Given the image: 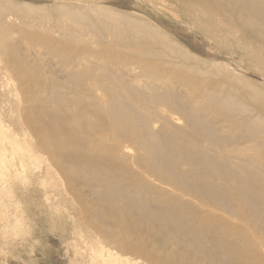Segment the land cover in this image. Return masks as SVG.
I'll return each instance as SVG.
<instances>
[{"label": "bare ground", "instance_id": "1", "mask_svg": "<svg viewBox=\"0 0 264 264\" xmlns=\"http://www.w3.org/2000/svg\"><path fill=\"white\" fill-rule=\"evenodd\" d=\"M155 2L172 20L185 23L212 43L216 63L207 64L198 55H211L197 46L194 52L198 54L191 52L167 28L141 14L99 7L90 11L52 8L59 15L54 28H43L40 14L48 13L45 7L0 0L1 60H8L6 54L13 51L15 21L29 22L45 34L57 32L59 42L46 38L45 43L63 63L66 79L59 89L73 95L69 100L51 94L45 100L35 98L42 109L27 128L41 120L43 126L36 130L39 147L59 150L110 200L109 205L115 202L132 211L138 222L158 220L181 236V243L201 249L208 240L203 243L204 237L196 232L194 210L217 202L221 214H237L251 225L264 250V109L255 106V101H261L264 107V89L242 74H255L264 84V0ZM88 34L97 50L88 48L93 40ZM7 70L17 73L10 67ZM121 75L143 86L130 85ZM197 77L215 78L216 91L202 88L197 92L196 88L194 92L191 86ZM179 86L193 92L182 97L175 90ZM78 98L88 102V109L64 111L55 117L51 104L66 108ZM16 105L11 102L2 114L16 132L0 124V179L16 164L23 175L26 168L42 164L36 154L38 146L25 138ZM176 121L183 125L176 126ZM129 149L136 153L130 156ZM181 196L190 200L184 202ZM221 216L216 220L223 224ZM94 231L105 246L93 252V264L169 262L149 250V240L130 234L120 224L94 227ZM240 236L251 243L245 233Z\"/></svg>", "mask_w": 264, "mask_h": 264}, {"label": "rangeland", "instance_id": "2", "mask_svg": "<svg viewBox=\"0 0 264 264\" xmlns=\"http://www.w3.org/2000/svg\"><path fill=\"white\" fill-rule=\"evenodd\" d=\"M9 1L18 5L45 7L48 13L40 14V17L42 16L40 22L43 23V28H54L53 21L59 15L56 16V13L54 14L51 10L52 8L62 10L67 7L90 11L99 7L115 12L142 15L167 28L191 52L198 54L194 52V47L197 46L205 54L211 55L210 57L198 55L207 64L216 63L212 58V54H215L212 43H209L197 31L190 29L185 23L181 24L172 20L170 15L159 6V3L155 2L156 0ZM154 4H157V7ZM44 16H47L46 21L48 23H45ZM93 20L95 21L97 18ZM14 23L15 26L12 27L13 51L6 54L8 60L4 58L1 60L0 58V124L16 132L12 122L2 115L9 109V104L15 102L21 123L25 128V138L33 147L37 148L38 146L36 154L42 160V164L39 168H26L27 172L25 171L24 175L21 173V167L16 164L8 171L5 179H0V264H93V252L98 251L100 246H105L102 236L94 231V227L103 226V228H107V224L111 223L113 225L120 224L130 234L149 240L152 246L149 250L152 249L155 255L168 258V264H264V250H262L261 240L254 234L251 225L239 220L237 214L236 216L221 214L219 212L221 204L215 202L214 204H203L198 208L195 207L197 210H194V215H198V217L194 216L193 222L198 235H201L202 239L204 237L203 243L208 240L204 243L205 247L203 245V248L200 249L191 243L183 244L181 243V236L172 229L165 227L160 221L151 218L142 224L134 218L132 211L123 209V206H120V209L119 204L115 202L109 205L110 200L102 196L99 189L85 174L71 166L70 161L65 159L59 150H42L39 147L41 140L36 136V133L43 126L42 121L35 120L36 125L34 124L32 129L27 128L29 122L32 121L31 118H35V115L42 109L41 104L35 98L45 100L51 94L54 97L67 96L66 99L69 100V98H73V95L59 89L58 86L64 83L63 81L66 79L63 63H59L58 59L50 54L52 47L49 43H45L46 38H49L50 42H59L58 33L45 34L29 22L25 23L21 20ZM88 36L86 37L93 39L91 34ZM94 41L95 39L91 41L88 48L97 50V43ZM220 54L223 56V53L220 52ZM13 65L17 67H13ZM9 67L14 71L16 70L17 73L8 71ZM242 74L254 85L264 89L260 77L252 73ZM187 76L189 77L191 74L188 73ZM121 77L130 85L136 84L135 87L142 85L137 84L131 77L122 75ZM210 79L197 77L191 89L193 88L194 92H196V88L199 90L197 92H200L202 88L207 91H216L214 85L216 79ZM33 89L36 90L35 93ZM175 90L182 97L193 92L190 89L187 91L183 86L176 87ZM72 101L70 100V104L66 108L51 104L57 113L55 117H59L58 114H64V111L68 113L88 109L85 108L88 107V102L79 98ZM180 102L184 104L186 101L180 100ZM260 102L255 101V106L263 111L264 107ZM174 118L177 119V117ZM175 124L176 126L183 125L182 121H176ZM221 126L223 125H217V127ZM18 139L21 140L20 137ZM42 140L46 142V140ZM128 151L126 152L130 156L136 153L134 149L132 151L135 152H132L131 149ZM56 152H60L61 155ZM16 162L18 163V160ZM57 164L59 165L57 166ZM160 188L174 191L165 186H160ZM195 191H197L196 188L187 191V193ZM181 197L183 200L185 199L184 202L190 200L187 196ZM217 215H222L225 223L217 222ZM199 228L201 229L198 230ZM209 231L211 232L210 235L208 234ZM241 232L248 235L250 239L252 238L251 243L243 242V237L240 236ZM228 236L230 237L228 238ZM136 263L144 264L142 261Z\"/></svg>", "mask_w": 264, "mask_h": 264}]
</instances>
